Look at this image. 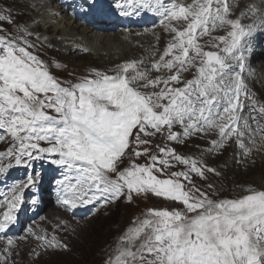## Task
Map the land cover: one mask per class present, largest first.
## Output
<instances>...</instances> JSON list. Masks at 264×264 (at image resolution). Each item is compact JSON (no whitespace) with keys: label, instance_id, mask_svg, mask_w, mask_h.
<instances>
[{"label":"snow or ice","instance_id":"obj_1","mask_svg":"<svg viewBox=\"0 0 264 264\" xmlns=\"http://www.w3.org/2000/svg\"><path fill=\"white\" fill-rule=\"evenodd\" d=\"M90 2L95 5V0ZM41 6L27 0L23 5L32 13ZM246 7L243 18L251 23L245 25L241 18H229L226 0H124L120 15L157 14L174 34L172 42L150 69L133 60L117 65L115 74L94 69L73 81L58 78L52 67L60 68V63L50 65L37 53L42 45L32 42L39 40L32 31L35 15L22 20L24 11L0 6V136L10 144L0 151V174L47 160L61 172L58 203L70 209L120 198L132 203L134 195L148 194L180 206L150 209L120 236L105 264H264V185L249 187L236 198H217L213 183L207 184L209 192L193 181V176L204 181L209 174L220 176L216 168L167 145H157L151 155L145 147L159 134L178 144L206 140L204 152L209 155L232 142L247 156L251 149L245 140L255 143L257 134L264 138V105L257 114L254 94L243 77L249 40L264 29V0ZM173 22L186 26L180 30ZM218 26L228 28L213 45L219 51H204L199 36ZM193 68V78L182 79ZM164 70L171 75L150 78L151 71ZM248 100L253 110L246 118ZM125 156L130 162L121 168ZM141 156L148 163L131 160ZM175 164L184 170L158 177ZM40 177L33 171L4 197L0 234L17 223L24 192L36 187ZM0 239L7 243L0 264H16L9 259L15 255L14 238ZM36 239L45 251H69L55 237ZM31 254L41 255L36 249Z\"/></svg>","mask_w":264,"mask_h":264},{"label":"rangeland","instance_id":"obj_2","mask_svg":"<svg viewBox=\"0 0 264 264\" xmlns=\"http://www.w3.org/2000/svg\"><path fill=\"white\" fill-rule=\"evenodd\" d=\"M22 1L24 2V0H19V3H13V0H3V4L11 5L14 9H20L27 13V15L20 17L22 20H30L33 15H37L39 13V9L36 13L29 12L26 7H23L24 3ZM61 1L66 2L67 0ZM38 2L40 3V1ZM86 2V0H77V2H72L73 4H65V8L69 9L71 7L74 9L73 11H78L79 18H81V8H89L84 6ZM226 2L229 4L230 8L229 18L236 19L241 16L243 24L246 25L250 22V19L243 18L244 13L240 12V9L237 6L241 4L240 2L236 3L237 8L233 5V1L226 0ZM250 2L257 3L256 0H250ZM3 4H0V6H3ZM182 4H191V2L183 0ZM234 13H236L235 16ZM230 14H233V16H230ZM39 18L41 26L33 28L32 31L39 33L43 31L49 39H47L48 43L44 45L39 43L37 39L32 38V42L34 44L42 45L37 48V53L50 65H55L57 62L60 63V68H55L54 66L52 67V72L58 78L73 81L88 75L94 69L105 71L110 75L115 74L117 65L133 60H142L144 62V67L150 69L151 64L159 59L167 45L172 42L174 36L173 33L169 32L168 29L165 28L164 24H159L156 27H153L156 30L154 31L155 33L150 32L152 29H146L145 31L148 37H145L146 35L143 34L144 32L140 35V37H145V41L143 42L138 41L137 38L139 37V34L136 33L137 36L131 37L125 47L118 46L114 50L112 49L113 51L111 52L106 49L103 51L100 48L98 50H96V48L92 51L88 44L84 43L88 42V40H81L77 36L73 38L69 37L70 34L64 31V29L67 30V28H69L65 26L67 21L66 23H64V20L53 21V23L50 24L49 21L42 18L41 15ZM44 21H47V23H44ZM165 23H167V21ZM173 25L180 30H183L186 26L177 22H173ZM217 29H220L221 31L220 36H225L228 30L227 26H218L207 35L199 36L197 43L202 46L204 51H219V49L213 47L216 43L212 34ZM55 31L62 32V34H65L67 39L70 38L72 40L80 41L78 42V45L86 50V55H80L70 51L72 47H68L61 43L59 33H55ZM90 35H92V33L88 34L87 37H90ZM103 35L108 36L107 42L104 41L105 43H112L119 37L116 33L104 32L99 34V38L101 39ZM129 37L130 34L128 35V38ZM100 41H102V39ZM217 43H219V40ZM260 43H263L264 45V35L259 41V47ZM97 45L101 46L102 44L99 42ZM248 48H251V51H253L252 47ZM50 57H53L54 59L49 62ZM194 73L195 69L193 68L189 72L183 73L182 79H191L193 78ZM158 75L168 76L171 75V73L166 70L162 72H150V78H155ZM246 82L254 94V102L257 105L258 114V107L264 105V88L262 89L264 86V71L261 72L259 82H256L254 78L251 80L248 78L246 79ZM178 86L182 87L183 85L181 84ZM252 103V100L245 101L244 113L246 118L247 113L253 110ZM174 130L181 131L179 127ZM5 138L6 136H0V151H4L10 146L8 138L4 144ZM151 140V146H145L151 148L149 155L157 151V145L161 147L167 145L168 147L175 148L179 154L186 157L200 158L209 166L216 168L217 171L221 173L220 176L217 177L209 174L210 179L208 181H204L193 176V181L202 190L209 192L212 190L207 188V184L209 182L213 183L215 185V190L218 192L217 198H236L237 196L243 194L249 187H260L261 185H264V138H262L259 134L255 137V143H247L245 141L247 146L251 149L250 154L247 156H244L242 154V150L232 142L229 143L225 150H217L216 153L209 155L204 152V149L208 146L206 140L190 139L186 140L184 144H178L166 140L159 134L156 137H152ZM124 160L125 164L121 165V168L127 166L130 162V158L127 156L124 157ZM131 160H134L137 164H145L148 163L149 158L141 156L139 158L132 157ZM4 163L6 164L7 160H5ZM30 163L32 164L31 168H36L41 173V179L48 173V170H39V168L42 167V164H50L47 160L36 161L35 163L34 161H30ZM31 168H27L23 165L14 166L12 171L8 170L5 174H0V179L7 180L18 177L25 170H29ZM56 170L60 171L58 168ZM183 170V165L175 164V167L167 169L164 175L161 176L159 173H157V175L159 178H167L172 171ZM51 171L52 173L55 172L54 170ZM21 181L23 180H20V182ZM44 182L45 186L51 189L54 198H58V190H54L53 186H51L52 182L46 178H44ZM165 207L171 208L180 206L174 205L173 202L165 201L162 198L155 197L152 194H148L147 196L140 195L139 197L134 195L132 203H128L125 199L115 204L103 203L94 216L88 219L85 218L81 221V224L77 226V235L70 238L69 241L62 239V237L74 229V227L70 224L72 223L71 220L67 218V222L59 221L57 223L59 227L64 229V231L56 234L58 240L57 242L64 244L68 241V245L70 247L69 251L65 252L62 249H48L47 251L43 249L39 250L40 243H36V241L33 245L24 246V241L14 240L15 247L12 249V252L15 253V255H10L9 259L12 260L14 258V260H16V264H105V260H107L110 256H113V254L110 252L101 256L104 253L103 252L100 253V255H97L99 247H102L99 250L102 252L103 248H107L108 245H110L116 234L121 231L120 229L122 227L123 229L121 235H123L128 228L135 226L139 220L145 218L150 209H162ZM42 217L43 220H41L39 225L35 227L37 230L40 226L45 225V220H48L47 213H43ZM67 224H69V226H67ZM55 229H57V227H55L54 230ZM0 236H2V234H0ZM115 241L116 244H118L119 238H116ZM6 248V240L0 239V253H2ZM32 249L41 251L44 254L39 258H36L31 254ZM35 259L37 260L35 261ZM3 260L4 256L0 255V261Z\"/></svg>","mask_w":264,"mask_h":264},{"label":"bare ground","instance_id":"obj_3","mask_svg":"<svg viewBox=\"0 0 264 264\" xmlns=\"http://www.w3.org/2000/svg\"><path fill=\"white\" fill-rule=\"evenodd\" d=\"M38 1H40V4L42 5L39 8V13H40L42 18L47 19L50 24H52L53 21H63L64 20V23H66V21H67L65 26L69 27V28H67V30L64 29V31L67 32L68 34H70L69 37H71V38L77 36L81 40H83V39L88 40V42H84V43L88 44L89 48L92 51H94L96 48H97L96 50H98L100 48L103 51L106 49L107 51L111 52L118 46L119 47L120 46L125 47L128 44L127 42L129 41V39L131 38V37L128 38V35L125 32L117 33V29H115L114 22L110 21L108 19H103L100 21L91 20L90 22L89 21L84 22V20H79L76 18V13L66 15L67 13L62 10V6L65 5L64 2L58 3L56 5V3L53 2V0H27L28 3H33V4L39 3ZM188 1L191 3L194 2V0H188ZM231 1H233V5L235 7H236L237 2L241 3L240 5H237L238 8L240 9V12H242V13L248 12V9L246 6L251 4L250 0H231ZM24 2H25V0H24ZM256 2L258 3L259 0H256ZM86 3L84 6L93 7V9L95 8L96 15L98 17H100L101 14L107 15L104 12V5L103 4H96L97 0H95L94 6L91 5L90 0H87ZM180 3H181V1H180ZM43 4H45V5H43ZM39 13L37 15H35L36 21L32 25V29L37 27V26H41ZM142 14H143V12H142ZM108 15H112V13L108 14ZM235 15H236V13H234V16ZM249 15H250V13H249ZM230 16H233V14H230ZM238 18H241V16H239ZM44 23H47V21H44ZM249 23H251V19H250ZM104 32L105 33L112 32L114 34L116 33L117 35H119V37L112 43H105V42H107V39H108L107 35H103L101 37L102 41H100L101 39L99 38V34L104 33ZM34 33L37 36H39V40H37L39 43L44 44V45L46 43H48L47 39H49V38L46 36V34L43 31L41 33H39V32H34ZM55 33H59V36H60L59 38L61 40V43L65 44L68 47H72L70 49V51H73V52L78 53L80 55H86V53H87V52H85L86 50L83 47H79L80 45H78V42H80V41L72 40L70 38L67 39L65 37V34H62V32H60V31H55ZM91 33H92V35H90V37H87V35L91 34ZM142 33L143 32H138L139 37L137 39L140 42L145 41L144 38L148 37V36H145V37L141 36L140 37V35ZM212 35L215 38V43L218 44L217 43L218 37H220V35H221L220 29H217ZM263 35H264V29H259L253 35V37L250 38V40H249L248 47H252L253 51H251V48H248V50L245 53V61H244L245 67H244V71H243V77H244L245 81L248 78L250 80L254 78V80L256 82H259V78H261V72L264 71V45H263V43H260V47L258 46L259 41ZM99 42L102 44L101 46L97 45V44H99ZM222 47H223V45H221V48ZM103 53H105V52H103ZM232 63L235 64V61H233ZM260 70H261V72H260ZM248 88H249V92L252 93V89L250 88L249 85H248ZM263 88H264V86L262 87V89ZM245 141L247 143H249V141L247 139ZM49 171H50V169H49ZM60 176H61V173H57V171H56V172H54V176L52 177V179L58 180L60 178ZM18 180H20V178L12 179L11 182L13 184H15ZM36 191L40 192V193L38 195H35L37 203L33 204L31 206V210H33V211L38 210V212H36L33 216H30L28 214V211H27L29 206L24 204V206H21V208L17 211V217L19 220L18 225H19V227H23V226L27 225L28 223L34 224L33 221L36 220L38 213L40 215L43 213H47L49 221L44 226H41V228L39 230H37L35 228L34 229H27V231L25 230L24 236L17 239V240L26 242L25 238H29L30 236H32L31 231L33 230L35 232L36 236H45L46 235L50 239L52 237H55L56 241H58L56 234L58 232L64 231V229L59 227L57 225V223L59 221L67 222V217H70L68 219L71 220L72 223H70V224L74 227V229L70 233L65 234L62 237V239L69 241L70 238H73L74 236H76L77 235L76 230L78 228L77 226H79L81 224V217H87L88 211L84 210L82 206H78L76 209H70V208H67L65 205L61 204L62 205V207H61L58 202H54V200L52 199L51 189H49L45 185L40 184V185L34 187V192H36ZM4 197H5V195L2 192H0V200L1 201H3ZM88 209L90 210L91 206ZM67 226H69V224H67ZM55 227H57V229L54 230ZM42 228L47 229V232L44 233L42 231ZM122 229H123V227L120 229L121 231L116 234V236L114 237V239L110 243V245H108L107 248H103L102 252L99 251L102 247H99L97 255H100V253H103V252L104 253L101 256H103L107 253H110V252H112V254L114 255V251H115V248L117 245L115 240H116V238H120ZM35 240H36V243H40V241L38 242V240L36 238H35ZM68 241L65 242L64 244L68 245ZM68 248L70 250L69 245H68ZM38 252H40L41 255L44 254L41 251H38ZM36 260L37 259H35V261ZM15 262H16V260H15Z\"/></svg>","mask_w":264,"mask_h":264}]
</instances>
